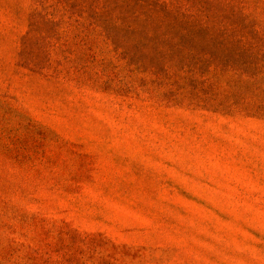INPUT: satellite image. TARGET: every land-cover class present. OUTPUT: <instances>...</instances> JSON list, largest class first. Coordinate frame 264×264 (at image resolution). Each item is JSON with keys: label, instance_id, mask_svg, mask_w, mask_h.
Segmentation results:
<instances>
[{"label": "rangeland", "instance_id": "rangeland-1", "mask_svg": "<svg viewBox=\"0 0 264 264\" xmlns=\"http://www.w3.org/2000/svg\"><path fill=\"white\" fill-rule=\"evenodd\" d=\"M0 264H264V0H0Z\"/></svg>", "mask_w": 264, "mask_h": 264}]
</instances>
